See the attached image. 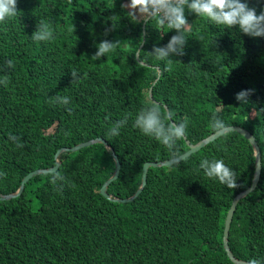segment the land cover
Here are the masks:
<instances>
[{"label":"trees","instance_id":"trees-1","mask_svg":"<svg viewBox=\"0 0 264 264\" xmlns=\"http://www.w3.org/2000/svg\"><path fill=\"white\" fill-rule=\"evenodd\" d=\"M247 2L257 13L264 6V0ZM126 4L17 0V14L0 22V195L16 191L27 173L54 166L59 148L105 139L106 130L126 116L119 136L106 139L121 163L107 191L112 198L130 197L146 161L173 158L135 126L143 107L167 106L172 121L185 123L177 156L189 149L187 140L197 143L214 133L215 114L227 126L250 130L262 152L261 178L236 204L229 244L237 258L264 264L263 225L261 240L249 243L264 218V36L209 25L186 10L184 54L167 67L158 61L153 47L163 46L175 30L148 21L141 64L136 52L145 20L131 21ZM38 21L53 32L50 40L31 39ZM101 40L118 43L96 60ZM242 89L249 92L246 105L235 99ZM57 96L69 97V104H57ZM204 158L232 168L237 188L206 177L199 168ZM59 160L62 181L37 174L21 195L0 198V264H237L223 244L225 221L234 197L252 184L255 167L254 148L241 133L227 131L179 163L150 167L146 185L129 202L101 192L116 166L103 143L64 151Z\"/></svg>","mask_w":264,"mask_h":264},{"label":"clouds","instance_id":"clouds-1","mask_svg":"<svg viewBox=\"0 0 264 264\" xmlns=\"http://www.w3.org/2000/svg\"><path fill=\"white\" fill-rule=\"evenodd\" d=\"M122 7L128 8V17L133 22L138 23L140 20H147V22L154 21L155 25L159 28H163L166 25L168 30H175V34L171 35L163 46L153 47L151 51L152 55L158 61L164 62L165 67H167L170 59L184 54V45L187 38L186 33L188 31V28L186 27L188 24L185 15L186 10L194 13L195 17L205 18L209 25H216L218 27L223 26V28L228 29H232L233 26H235L238 31L250 37L264 36V6H262L261 11L257 13L255 8L249 7L247 0H127V4L122 5ZM17 11V0H0V22L12 18L17 14ZM52 36L53 32L48 28V25L43 21H38L36 30L31 35V39L34 41H48ZM116 43H118V40L99 41L96 44V51L92 57L96 60H100L101 57H105L106 54L116 46ZM139 62H141L140 57ZM6 64L8 67H11L12 61L8 60L6 61ZM71 74L72 76L75 75V73ZM248 94V90L242 89L235 94V99L240 105H246L248 103ZM55 102L67 106L70 101L67 96H57ZM127 120L128 117L126 116L123 119L116 120L113 126L106 130L105 139L110 140L118 137L120 129L127 123ZM134 124L143 135L151 137L167 148L170 155H172L174 160L179 163L180 157L176 155L174 149H176L178 141L183 139L187 134L184 122L172 121V113L170 110L165 109L162 111L160 106L152 103L143 107L135 115ZM210 127L213 132L217 134H223L227 129V125L224 121L218 118L215 114H213L210 120ZM199 168L203 171L206 177L213 178L228 189H235L238 186L236 173L232 168L226 165L222 159H201L199 161ZM254 172L255 167L253 176ZM63 179L64 177L58 172L55 170L52 171L50 183H55L58 180L62 181ZM18 189L19 187L17 190ZM14 192H11L10 194ZM262 225L264 226L263 217L259 222L258 229L254 232L253 239L249 243L261 240L259 227ZM247 264H260V262L255 259H250L247 261Z\"/></svg>","mask_w":264,"mask_h":264},{"label":"water","instance_id":"water-1","mask_svg":"<svg viewBox=\"0 0 264 264\" xmlns=\"http://www.w3.org/2000/svg\"><path fill=\"white\" fill-rule=\"evenodd\" d=\"M147 20H145L144 24H143V33H144V38H143V42L141 43L140 47L138 48L137 52H136V57L137 59H139L138 54H140V51L142 49V47L144 46L145 43V35H146V30H145V24H146ZM142 62V61H141ZM143 64H146L144 62H142ZM161 75V69L158 68V76L157 79L155 80V82L160 78ZM152 89V87H151ZM150 89V96L152 97V91ZM166 109L168 110L167 106ZM237 131L241 134H243L247 139L250 140V142L252 143L254 150H255V157H256V166H255V172H254V176H253V180H252V184L244 191L239 192L233 199L232 205L230 207V209L228 210L227 216H226V221H225V227H224V233H223V244L225 246V249L230 257V259L237 264H247V261L242 260V259H238L234 253L231 251L230 246H229V233H230V223L231 220L233 218V213L234 210L236 208V204L238 202V200L248 194L249 192L253 191L257 185L258 182L260 180V176H261V169H262V162H261V151L260 148L258 146V142L256 137L254 136V134H252L248 129L240 126V125H229L227 126V129L225 132L227 131ZM224 132V133H225ZM221 134H217V133H213L210 134L209 136L205 137L204 139L200 140L197 143H191L190 140H187V143L189 145V149L184 152L183 154L179 155L180 160L190 156L192 153H194L195 151L199 150L202 146H204L205 144H207L208 142L214 140L215 138H217L218 136H220ZM103 143L105 145L106 148L111 149L115 162H116V168L113 172V175L108 178L104 184L101 187V192L102 194H104L105 196H107L108 198H112V195L108 193V185L115 179L118 178L119 173H120V168H121V163L119 161L118 156L116 155L115 151L113 150L112 147L109 146L108 142L106 141V139H104L103 137H96L93 139H89L87 141L84 142H80L74 146H70V147H61L57 150L56 154H55V158H56V163L54 166L50 167V168H40V169H36L33 170L31 172H29L21 181V184L19 186V189L12 193V194H4V195H0L1 199H7L10 197H15V196H19L22 194V192L25 189V184L26 182L32 178L33 176L40 174V173H52L53 170H57L60 166V160H59V156L62 152L64 151H72L75 152L83 147H87L90 146L94 143ZM173 163H176V161L174 160V158H169L166 160H162V161H146L144 163L143 166V177H142V183L140 185V187L138 188V190L130 197H126V198H118V197H113L112 199L115 201H120V202H129L132 199H134L137 195H139V193L143 190L144 186L147 183V176H148V171L150 169V167H160V166H164V165H171Z\"/></svg>","mask_w":264,"mask_h":264},{"label":"rangeland","instance_id":"rangeland-1","mask_svg":"<svg viewBox=\"0 0 264 264\" xmlns=\"http://www.w3.org/2000/svg\"><path fill=\"white\" fill-rule=\"evenodd\" d=\"M95 144V143H94ZM119 158V157H118ZM116 168V166H115ZM30 199V204H31V207L33 209H37L39 207V203L37 202V200L35 198H33L32 196L29 197Z\"/></svg>","mask_w":264,"mask_h":264}]
</instances>
